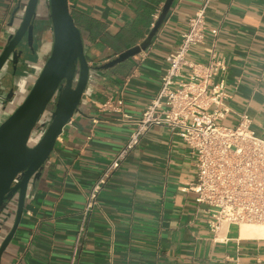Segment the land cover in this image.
Returning <instances> with one entry per match:
<instances>
[{
  "label": "crops",
  "instance_id": "obj_1",
  "mask_svg": "<svg viewBox=\"0 0 264 264\" xmlns=\"http://www.w3.org/2000/svg\"><path fill=\"white\" fill-rule=\"evenodd\" d=\"M17 0H0V49ZM165 0H68L89 64H102L147 39ZM198 0H174L147 49L93 73L74 114L27 200L18 230L1 264H69L85 197L155 95L166 56L179 43ZM46 17L45 8L39 10ZM206 35L188 59L205 63L214 49V84L223 82L224 103L240 112L264 139V0H212ZM29 68L16 80L12 102L20 103L49 55L52 35L43 23ZM10 87H12L10 85ZM16 90V86L13 87ZM106 104V105H105ZM9 106L11 104H8ZM13 107V106H11ZM195 160L167 126L149 128L98 196L79 244L77 264H264V237H241L240 227L222 224L215 233L206 206L186 190Z\"/></svg>",
  "mask_w": 264,
  "mask_h": 264
},
{
  "label": "built area",
  "instance_id": "obj_2",
  "mask_svg": "<svg viewBox=\"0 0 264 264\" xmlns=\"http://www.w3.org/2000/svg\"><path fill=\"white\" fill-rule=\"evenodd\" d=\"M198 1L178 45L166 56L155 95L139 118L124 114L123 119L134 122L135 128L85 197L69 264H77L79 244L103 186L153 126H167L186 143L196 171L185 189L196 194L197 204L206 206L211 231L215 233L222 224H264V139L255 133L245 112L237 114L235 125L221 122L233 110L224 103L223 82L213 83L216 68L223 66L214 49L208 50L205 63L187 57L206 35L205 11L212 0Z\"/></svg>",
  "mask_w": 264,
  "mask_h": 264
},
{
  "label": "water",
  "instance_id": "obj_3",
  "mask_svg": "<svg viewBox=\"0 0 264 264\" xmlns=\"http://www.w3.org/2000/svg\"><path fill=\"white\" fill-rule=\"evenodd\" d=\"M173 1L165 0L145 41L97 65L86 59L83 36L68 0H17L0 49V100L10 85L12 89L16 86L14 93L18 92L16 80L29 68V57L35 53L32 40L44 22L50 25L52 42L49 55L22 101L0 120V264L21 223L27 200L45 172L56 139L74 114L80 112L92 74L145 51ZM42 8L45 18L39 15ZM38 128L44 129L33 144Z\"/></svg>",
  "mask_w": 264,
  "mask_h": 264
},
{
  "label": "flooded vegetation",
  "instance_id": "obj_4",
  "mask_svg": "<svg viewBox=\"0 0 264 264\" xmlns=\"http://www.w3.org/2000/svg\"><path fill=\"white\" fill-rule=\"evenodd\" d=\"M34 42H35V37H34V40H32L33 46H34ZM2 98H4V99L0 100V120L5 119V117H7L19 104V103L13 104L14 102H12V100L14 98V88L13 89L11 87L5 88V90L3 91V94H2ZM6 104H11V105L6 106ZM4 106H6V108ZM11 106H13V107H11ZM43 129L44 128H38L36 130L35 134L32 137V140H33L32 143L33 144L36 142L38 135L42 132Z\"/></svg>",
  "mask_w": 264,
  "mask_h": 264
},
{
  "label": "bare ground",
  "instance_id": "obj_5",
  "mask_svg": "<svg viewBox=\"0 0 264 264\" xmlns=\"http://www.w3.org/2000/svg\"><path fill=\"white\" fill-rule=\"evenodd\" d=\"M241 237H264V224L242 223L240 226Z\"/></svg>",
  "mask_w": 264,
  "mask_h": 264
}]
</instances>
